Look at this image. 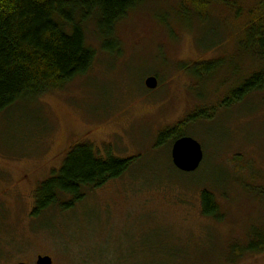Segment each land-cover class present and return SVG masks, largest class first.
I'll return each instance as SVG.
<instances>
[{
	"label": "rangeland",
	"instance_id": "1",
	"mask_svg": "<svg viewBox=\"0 0 264 264\" xmlns=\"http://www.w3.org/2000/svg\"><path fill=\"white\" fill-rule=\"evenodd\" d=\"M237 1L246 12L260 0ZM247 23L217 3L200 16L189 3L147 0L117 26L119 52L109 56L88 24L90 71L0 114V264H35L39 255L53 264H264V251L236 259L229 248L264 229V91L187 127L203 152L195 172L174 168L172 143L155 148L161 130L195 108L212 111L264 69L239 51ZM206 60L223 65L199 82L181 67ZM147 76H157L155 89L144 86ZM84 142L135 161L69 210L31 217L36 187ZM204 189L222 221L201 215Z\"/></svg>",
	"mask_w": 264,
	"mask_h": 264
},
{
	"label": "trees",
	"instance_id": "2",
	"mask_svg": "<svg viewBox=\"0 0 264 264\" xmlns=\"http://www.w3.org/2000/svg\"><path fill=\"white\" fill-rule=\"evenodd\" d=\"M146 1L0 0V114L22 100H36L45 94L62 90L90 71L96 59V50L87 43L88 24L93 26L101 42V50L108 52L107 56L119 52L117 26ZM179 2L181 7L189 3L200 16L212 3L232 11L235 18L246 14L248 23L239 42V51L252 52L264 63V0L246 12L238 6L237 0ZM222 65V60H206L181 67L188 76L199 82L212 76ZM263 91L264 69L243 79L212 111L211 108H195L183 121L161 130L155 148L169 142L173 144L175 140L186 136L189 125L212 117L220 107L229 108L250 94ZM208 112L211 114L207 115ZM134 161V157H116L108 150L102 154L85 142L73 145L59 171L34 190L30 216L37 218L53 206H58L61 211L69 210L82 201L87 189H100L120 179L130 170ZM200 205L204 218L215 222L226 218L221 214L214 194L206 189L200 193ZM250 230L245 245L232 243L229 246L230 257L238 259L264 251V229L253 227ZM227 262L233 261L228 259Z\"/></svg>",
	"mask_w": 264,
	"mask_h": 264
},
{
	"label": "water",
	"instance_id": "3",
	"mask_svg": "<svg viewBox=\"0 0 264 264\" xmlns=\"http://www.w3.org/2000/svg\"><path fill=\"white\" fill-rule=\"evenodd\" d=\"M144 86L153 90L157 86L155 77H147L144 80ZM171 160L173 166L180 172H195L203 160V152L200 144L192 137L183 136L175 140L171 148ZM26 264V263H18ZM36 264H52L50 257H38Z\"/></svg>",
	"mask_w": 264,
	"mask_h": 264
},
{
	"label": "flooded vegetation",
	"instance_id": "4",
	"mask_svg": "<svg viewBox=\"0 0 264 264\" xmlns=\"http://www.w3.org/2000/svg\"><path fill=\"white\" fill-rule=\"evenodd\" d=\"M40 256H41V255L37 256L36 261H37L38 257H40ZM48 257H50V256H48ZM50 258H51V257H50ZM51 260H52V259H51ZM36 261H35V264H36ZM24 263L29 264V263H27V262H24ZM52 264H53V261H52Z\"/></svg>",
	"mask_w": 264,
	"mask_h": 264
}]
</instances>
